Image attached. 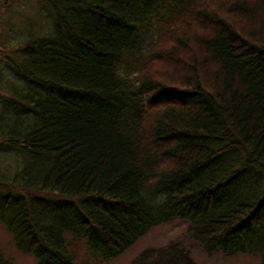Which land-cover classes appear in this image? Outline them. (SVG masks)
<instances>
[{"label":"trees","instance_id":"1","mask_svg":"<svg viewBox=\"0 0 264 264\" xmlns=\"http://www.w3.org/2000/svg\"><path fill=\"white\" fill-rule=\"evenodd\" d=\"M41 1L52 32L0 61L16 247L75 264L70 233L111 260L181 219L207 253L264 264V0ZM130 264L196 263L169 244Z\"/></svg>","mask_w":264,"mask_h":264},{"label":"rangeland","instance_id":"2","mask_svg":"<svg viewBox=\"0 0 264 264\" xmlns=\"http://www.w3.org/2000/svg\"><path fill=\"white\" fill-rule=\"evenodd\" d=\"M53 15L43 6L41 0H0V61H4L5 50L18 46L28 34L39 36L53 30ZM34 36V35H32ZM19 156L14 152L0 150V182L3 177L11 178L19 165ZM67 246L75 259V264H130L141 252L148 248L178 244L189 252L196 264H261L260 254H238L228 257L221 253L209 254L194 239L190 224L181 219L152 229L130 249L116 259H105L93 251L88 238L66 233ZM0 249L12 264H39L32 254L21 252L9 230L0 222Z\"/></svg>","mask_w":264,"mask_h":264}]
</instances>
